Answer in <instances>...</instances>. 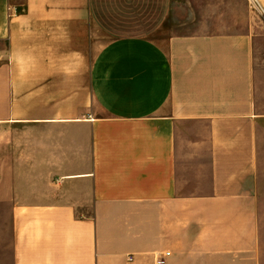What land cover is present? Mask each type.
<instances>
[{"label":"crops","instance_id":"0c3cea01","mask_svg":"<svg viewBox=\"0 0 264 264\" xmlns=\"http://www.w3.org/2000/svg\"><path fill=\"white\" fill-rule=\"evenodd\" d=\"M260 8L0 0V264H264Z\"/></svg>","mask_w":264,"mask_h":264},{"label":"rangeland","instance_id":"374dc122","mask_svg":"<svg viewBox=\"0 0 264 264\" xmlns=\"http://www.w3.org/2000/svg\"><path fill=\"white\" fill-rule=\"evenodd\" d=\"M239 6L235 7V8H238ZM194 10L192 9V6L188 5L186 3V5H181L180 6V16L178 17V20H180V29L184 30V28L187 29V31H201L202 29H204V23H210V26L213 25L214 22H221V24L223 23L225 25V21H213V20H206L204 18V6L203 5H195L193 6ZM190 9V11H189ZM195 11V13H194ZM260 11L261 13L264 15V11L262 10V8H260ZM240 12L235 10V13H238ZM193 13V14H191ZM192 20V22L188 23L187 21V18H189ZM227 18H230V15H228ZM262 18V17H261ZM233 18H231V21H232ZM187 22L186 24H182L183 22ZM232 23V22H231ZM260 23H261V27L262 29L264 28V20H260ZM170 28H175V27H178L177 24L175 23L174 26H169ZM184 27V28H183ZM260 41H261V47H263V51H261V56L263 55L264 57V36H262L260 38Z\"/></svg>","mask_w":264,"mask_h":264},{"label":"built area","instance_id":"2783aa9c","mask_svg":"<svg viewBox=\"0 0 264 264\" xmlns=\"http://www.w3.org/2000/svg\"><path fill=\"white\" fill-rule=\"evenodd\" d=\"M255 3H257V0H253ZM170 255V252H166L164 254H157L156 255V264H165L166 263V257ZM132 260V258L130 259Z\"/></svg>","mask_w":264,"mask_h":264}]
</instances>
